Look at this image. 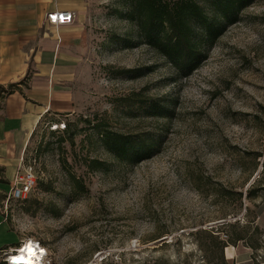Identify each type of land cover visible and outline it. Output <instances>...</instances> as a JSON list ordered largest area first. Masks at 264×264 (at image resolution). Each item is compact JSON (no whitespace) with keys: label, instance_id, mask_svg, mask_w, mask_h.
Masks as SVG:
<instances>
[{"label":"rangeland","instance_id":"374dc122","mask_svg":"<svg viewBox=\"0 0 264 264\" xmlns=\"http://www.w3.org/2000/svg\"><path fill=\"white\" fill-rule=\"evenodd\" d=\"M122 2L89 0L76 109L21 153L33 189L6 200L1 184L0 264L26 239L45 264H262L264 0L204 42L189 75L144 42ZM104 129L158 144L129 163L105 149Z\"/></svg>","mask_w":264,"mask_h":264},{"label":"crops","instance_id":"0c3cea01","mask_svg":"<svg viewBox=\"0 0 264 264\" xmlns=\"http://www.w3.org/2000/svg\"><path fill=\"white\" fill-rule=\"evenodd\" d=\"M89 0H0V85L17 82L20 90L1 102V184H11L22 165L21 153L34 132L46 122L71 116L76 109L72 88L82 47ZM70 11L74 20L55 25L48 13ZM13 248V247H9Z\"/></svg>","mask_w":264,"mask_h":264},{"label":"trees","instance_id":"16d2710c","mask_svg":"<svg viewBox=\"0 0 264 264\" xmlns=\"http://www.w3.org/2000/svg\"><path fill=\"white\" fill-rule=\"evenodd\" d=\"M251 1L123 0L122 3L127 8L126 15L135 23L144 42L161 54L175 73L189 75L200 66L203 43H213L225 25L234 22ZM27 74L17 82L0 85V109L7 94L14 90L21 91L20 85L25 84ZM159 112L165 114L168 107L161 106ZM100 140L110 154L129 163L148 158L158 144L153 138L135 137L111 129H104ZM75 180L78 182V179ZM222 190L228 192L225 187ZM237 194L241 198L242 192ZM225 246L226 243H221L220 250Z\"/></svg>","mask_w":264,"mask_h":264},{"label":"built area","instance_id":"2783aa9c","mask_svg":"<svg viewBox=\"0 0 264 264\" xmlns=\"http://www.w3.org/2000/svg\"><path fill=\"white\" fill-rule=\"evenodd\" d=\"M74 20V15L70 11H54L51 13H48L47 15V21L51 24L55 25H63V24H69ZM62 127L64 128V123H61ZM57 123H52L50 126V129H56ZM35 185V176L34 171L31 166H24L23 164L18 168L16 171L13 180L10 184V188L6 194V200L8 199H24L28 196V194L31 192ZM31 240V239H29ZM36 244V250H44L43 255L41 256V264H45L43 262V258L46 256L45 248L38 242V241H32ZM24 240L14 248H9V250L3 251L5 254L6 262L7 264H12L13 261H11V253H14L18 251L20 248L24 246ZM21 245L20 248H18Z\"/></svg>","mask_w":264,"mask_h":264},{"label":"bare ground","instance_id":"6f19581e","mask_svg":"<svg viewBox=\"0 0 264 264\" xmlns=\"http://www.w3.org/2000/svg\"><path fill=\"white\" fill-rule=\"evenodd\" d=\"M24 246L21 245L18 251L10 254L12 264H41V256L44 253V250H36V244L32 240H24Z\"/></svg>","mask_w":264,"mask_h":264},{"label":"water","instance_id":"95a60500","mask_svg":"<svg viewBox=\"0 0 264 264\" xmlns=\"http://www.w3.org/2000/svg\"><path fill=\"white\" fill-rule=\"evenodd\" d=\"M262 264H264V262Z\"/></svg>","mask_w":264,"mask_h":264}]
</instances>
